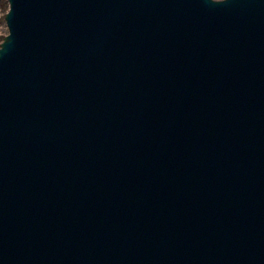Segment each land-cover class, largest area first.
I'll use <instances>...</instances> for the list:
<instances>
[{
	"label": "water",
	"instance_id": "1",
	"mask_svg": "<svg viewBox=\"0 0 264 264\" xmlns=\"http://www.w3.org/2000/svg\"><path fill=\"white\" fill-rule=\"evenodd\" d=\"M0 264H264V0H8Z\"/></svg>",
	"mask_w": 264,
	"mask_h": 264
},
{
	"label": "rangeland",
	"instance_id": "2",
	"mask_svg": "<svg viewBox=\"0 0 264 264\" xmlns=\"http://www.w3.org/2000/svg\"><path fill=\"white\" fill-rule=\"evenodd\" d=\"M10 9V3L8 0H0V45L3 42L5 36L8 34V25L6 22V14Z\"/></svg>",
	"mask_w": 264,
	"mask_h": 264
},
{
	"label": "bare ground",
	"instance_id": "3",
	"mask_svg": "<svg viewBox=\"0 0 264 264\" xmlns=\"http://www.w3.org/2000/svg\"><path fill=\"white\" fill-rule=\"evenodd\" d=\"M8 33H9V30H8Z\"/></svg>",
	"mask_w": 264,
	"mask_h": 264
}]
</instances>
